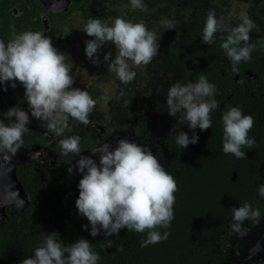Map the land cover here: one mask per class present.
Wrapping results in <instances>:
<instances>
[{"label": "clouds", "instance_id": "1", "mask_svg": "<svg viewBox=\"0 0 264 264\" xmlns=\"http://www.w3.org/2000/svg\"><path fill=\"white\" fill-rule=\"evenodd\" d=\"M130 7L133 11H148L143 0H130ZM231 18L229 15V22H226L224 17L217 18L214 11H209L201 42L211 45L217 33H228L226 38L222 37L220 48L231 61L232 70L237 72L242 61L251 60L256 46L250 42V32L256 25L245 12H241V22L235 26L230 23ZM161 24L167 30L175 28L171 20H162ZM83 32L93 37L85 41V54L93 64L101 63L99 50L103 45H114V59L109 52L105 54L104 62L107 70L123 84L135 79L132 66L148 65L158 55L156 33L141 22L116 17L109 24L100 18H90ZM74 81L64 53L58 51L44 33L26 30L12 33L7 42L0 39V85L7 86L10 82V86L15 88L17 82L22 84L31 116L42 121L43 127L56 137H64L69 128V118L84 125L91 123L90 115L97 101L87 90L73 87ZM215 93V85L204 75L195 83H174L168 87L167 112L177 118V123L172 126V139L177 148L185 149L198 143L197 128L201 131L211 128V111L218 106ZM2 115L9 120L6 124L4 119H0V154L7 160L23 146L24 134L30 131L27 127L30 117L19 106L10 107ZM184 124L192 130L191 137L185 131H177ZM222 125L223 152L238 159L245 158L242 149H252L256 144L255 139L248 135L254 126L252 116L245 115L240 107L234 106L223 113ZM59 145L61 154L79 157L75 167L82 173V178L78 182L79 195L75 206L91 225V236H97L102 230L105 236H118L120 230L126 228L146 233L141 247L168 238V231L161 233L157 229H169L174 219L178 185L150 148L127 137L120 138L115 147L105 143L91 151L92 155H99L97 163L92 156L81 155L78 135L60 139ZM258 192L264 197V184L259 186ZM260 215L259 209L253 210L248 203L232 208L234 222L230 231L243 237L247 233L244 221L256 220ZM83 228L88 230V225ZM112 245L113 242L108 241L107 247ZM117 250L123 251V248L118 247ZM99 259V254L92 251L87 239L80 238L65 246L60 242L59 233L51 232L35 248L34 255L24 258L21 264H97Z\"/></svg>", "mask_w": 264, "mask_h": 264}, {"label": "flooded vegetation", "instance_id": "2", "mask_svg": "<svg viewBox=\"0 0 264 264\" xmlns=\"http://www.w3.org/2000/svg\"><path fill=\"white\" fill-rule=\"evenodd\" d=\"M254 1L247 0L250 7ZM71 3L72 0L68 9ZM260 4L264 6V0L253 6L250 11V18L256 25L250 32V42L256 46L251 53L254 55H251L250 61H242L237 66L239 71L232 70L231 61L220 48V44L214 40L213 50L225 64L207 66L197 77H175L173 57L170 58V51L166 55L164 47L165 54L162 59L157 55L152 60L151 64L157 65L153 72L149 70V73L143 74L132 66L131 70L135 71L136 77L132 82L123 84L114 73L107 70V64L104 62V56L109 52L114 59L116 55L114 45L110 43L103 45L99 50L101 63L93 64L85 54V41L93 38L89 36L86 38L85 34L83 38L76 34L73 36L72 31L68 29V24L81 27L78 18L86 20L93 11L83 12L78 17L76 8L77 10L74 9L69 16L62 19L65 14L62 16L58 14L63 12L57 8L58 4L46 5L39 0L42 11L40 17L33 18L34 21H39L34 31L44 33L51 39L53 46L64 53L74 78L86 74V77L94 82L97 66L103 65L99 67L102 69L105 66L102 79L112 81L107 89L99 87L103 92L94 85L85 88L97 101L90 115L91 123L84 125L69 118V128L65 131L64 137L78 135L81 155L92 156L97 163L99 155H92V150L105 143H111L115 147L118 139L127 137L150 148L163 167H169L174 156L171 150L176 147L172 139V126L177 123V118L167 112L166 93L170 85L195 83L204 75L216 87L215 100L218 106L211 111L212 119L219 116L220 111H227V108L234 106L241 108L239 102L247 91L251 97L255 96L256 91L264 94L261 92L264 89V73L260 70L262 66L259 65L264 64V12L259 7ZM13 10L15 18L21 17L22 20V16L19 15L22 8L17 7ZM52 12L54 15H50ZM187 48L189 49V45ZM204 51L210 58L213 52L209 45ZM195 64L192 63L193 66ZM191 69L187 68L185 73ZM154 76L159 77L158 80L150 81ZM4 87H7L6 91ZM243 87L245 89L241 91ZM13 106H19L28 112L30 122L27 127L30 131L24 134L23 146L15 156L6 160L0 154V264H16L20 258L30 257V253H34L35 244L40 246L48 233L56 232L68 223L83 217L75 206L79 195L78 182L82 178V173L75 167L79 157L61 154L59 140L64 137H56L48 132L42 121L31 116L27 101L24 99L23 85L19 82L15 88L10 86V82L7 86L0 85V119H4L6 124L9 120L2 113ZM261 110L257 114L262 112L264 114V99ZM245 115L255 118L252 112ZM11 119L14 121L15 117ZM259 122L260 124H256L254 119V126L248 134L249 138L256 141L253 148L242 149L245 158L238 159L233 155L240 161L238 163L240 168L233 169L231 177L237 180L240 174L246 177L249 172L250 179L258 180L260 186L264 184V121L259 119ZM183 126L188 125L184 124L181 127ZM255 131L259 136L255 135ZM248 201L253 210L259 209L260 218L244 221L243 227L247 229V233L243 237L231 232L227 227L231 235L227 246L232 248L233 252L229 253L226 264H232L230 259L234 258L236 259L234 264H264V197H261L257 190Z\"/></svg>", "mask_w": 264, "mask_h": 264}, {"label": "trees", "instance_id": "3", "mask_svg": "<svg viewBox=\"0 0 264 264\" xmlns=\"http://www.w3.org/2000/svg\"><path fill=\"white\" fill-rule=\"evenodd\" d=\"M80 1L72 0L68 11L65 10L58 14H61L60 16L65 14L62 18L65 19L77 8ZM121 1L96 0V5H99L96 12L92 13L91 8L83 11L92 13L86 17V21L90 18H100L111 24L113 19L121 17L132 22L144 23L149 30L154 32L161 30L163 32V37L160 38L163 45L162 52L164 47L166 55L170 51V58L173 57L174 60V68H177V77H197L207 66L225 64V61L215 54L213 50L215 44L209 45L213 52L210 58L204 51L208 45L201 42L202 18L188 20L182 25L184 33L181 38L188 43L189 49L174 45L172 42L169 43L165 39L170 30L163 27L161 21L179 20L183 11L182 8L178 12L175 11L179 0H143L148 11H133L130 7V0ZM187 1L188 8L191 10L201 5L208 8V11L216 12L212 5L213 0ZM261 1L263 0L251 2V8ZM17 7L22 8L19 13L22 20L21 17L15 18L13 9ZM181 7L187 6L181 5ZM41 11L39 0H0V38L7 42L14 32L34 31L39 21H34L33 18L34 16L40 17ZM220 11L223 12V9ZM227 34H216L215 40L218 44L223 42L222 37L226 38ZM85 37L87 38L86 34ZM58 51L61 50L58 49ZM158 57L162 59L160 52ZM193 62L196 63L195 66L192 65ZM259 65L262 66L260 70L264 73V64L259 63ZM187 68L192 69L185 73ZM224 77L225 75L222 76L223 79ZM244 89L243 87L241 91ZM247 92L242 95L239 102L241 110L244 114L252 112L256 124H260L259 119L264 121V114L263 112L257 114V112L262 111L264 94L256 91L255 96L251 97ZM261 92L264 93V89ZM224 112L226 111H220V115L212 119L211 128L205 131L199 128L195 130L199 136L198 143L190 144L185 149H179L175 145L174 150H171L174 156L166 171L175 178L178 185V191L175 193L174 219L169 229H157L161 233L164 231L170 233L166 240L141 247V241L146 239V233H136L126 228L121 229L118 236H105L102 230L93 237L90 235L91 225L86 217H82L56 231L59 233L62 245L75 243L80 238L87 239L91 243L92 251L100 256L97 264H226L230 253L227 242L231 238L227 227L230 228L234 222L232 208L248 203L250 196L256 194L260 183L258 180L250 179L249 172L246 177L240 174L237 180L232 179L231 171L240 168L238 164L240 161L236 160L232 154L223 152L222 115ZM180 130L187 132L189 137L193 135L188 126H183L178 129ZM254 133L259 136L257 131ZM84 225H88V230L83 228ZM108 241L113 242L111 247H107ZM38 246L39 244H35V248ZM118 247H122L123 251H118ZM30 250L33 251L32 247ZM30 254L34 255V253ZM26 257L28 256L23 258ZM23 258L16 261V264L18 262L21 264Z\"/></svg>", "mask_w": 264, "mask_h": 264}, {"label": "rangeland", "instance_id": "4", "mask_svg": "<svg viewBox=\"0 0 264 264\" xmlns=\"http://www.w3.org/2000/svg\"><path fill=\"white\" fill-rule=\"evenodd\" d=\"M250 1V0H248ZM121 2H126V0H122ZM247 0H213L212 1V5L213 7H215L216 9V16L217 18L220 17H224L226 22H229L227 20V18L229 17V15H234L231 16V21L230 23L232 25H234L236 22H241L240 21V14L241 12H245L249 17H250V11H251V7L250 4L247 2ZM178 7L175 9L176 12H178L180 10V8L183 9V11L181 12L180 18L178 21L173 22L175 25L174 29H171L170 32L165 36V39H167L170 42L174 43V45H179L182 46L184 48L188 47V43L181 38V35L184 33L183 29H182V25L185 24L188 20H195L196 18H202L203 19V26L206 20V16L208 14V8L203 7L201 5H198L194 8H192V10L190 8H188V1L186 0H179V3H177ZM181 5H185L187 7H181ZM78 8V12L77 15L78 17L80 16L81 13H83L84 10L91 8V10L93 12H96V9H99V5H96V0H81L80 3L76 6ZM262 11L264 12V6L262 4H260L259 6ZM223 9V12H221L220 10ZM95 10V11H94ZM220 11L218 13V11ZM225 12V13H224ZM134 20V19H133ZM78 22L80 23V26H72L70 24H68V29L70 31H72V35L74 36V34L78 35L80 38L84 37V32H83V28L85 26V24L87 23L86 20H83L82 18H78ZM156 39H157V43L159 45V49H158V54L159 52L162 54V56H164V52H162V48L163 45L161 43L160 38L163 37V32L161 30H157L156 32ZM171 36V37H170ZM111 44V43H110ZM164 51V49H163ZM153 61H151L152 63ZM149 63L148 65H141L140 67H135L133 66L136 70L138 71H142L143 74H146L147 72L149 73V70H152V72L154 71V69L157 67L156 64H151ZM129 64L131 65V61H129ZM97 66V65H96ZM103 65H99L98 67V71L95 72V76H94V82L91 81V78H87L86 74H80V76H76L73 87H78L81 89H85L87 87H90L92 85L95 86L96 89L100 90L99 87H101V89H107L109 87V85L112 84V81L108 82V81H104L102 78L103 74H104V68L105 66L100 69L99 67H101ZM176 67H175V74L174 76L177 77L176 75ZM174 70V69H173ZM172 70V71H173ZM173 74V73H172ZM159 77L154 76L153 78L150 79L151 80H158ZM100 92H103L102 90H100ZM232 248H229L230 252ZM232 264L236 263V259H230Z\"/></svg>", "mask_w": 264, "mask_h": 264}, {"label": "water", "instance_id": "5", "mask_svg": "<svg viewBox=\"0 0 264 264\" xmlns=\"http://www.w3.org/2000/svg\"><path fill=\"white\" fill-rule=\"evenodd\" d=\"M46 5L48 3H51V5H55L58 4V9L64 11L66 9H68V5L70 3V0H42ZM57 8H55V10H57ZM49 9H52V7H49Z\"/></svg>", "mask_w": 264, "mask_h": 264}]
</instances>
